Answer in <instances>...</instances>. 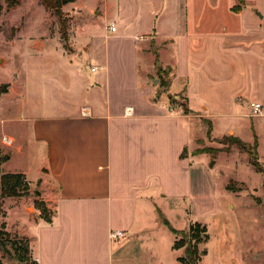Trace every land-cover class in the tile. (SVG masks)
<instances>
[{
	"label": "crops",
	"instance_id": "obj_1",
	"mask_svg": "<svg viewBox=\"0 0 264 264\" xmlns=\"http://www.w3.org/2000/svg\"><path fill=\"white\" fill-rule=\"evenodd\" d=\"M100 1L106 37L134 40L128 65L122 58L117 64L133 78L115 87L110 71L91 74L107 69L106 49L99 65L89 62L90 73L70 69L75 91L64 109L8 119L19 123L22 143L45 153L51 184L41 199L51 221L32 217L21 234L37 264H184L185 249L174 247L176 234L163 218L179 231L192 222L175 228L161 205L197 190L194 167L210 154L195 152L197 119L211 128L209 118L233 113L237 102L263 104L264 11L252 0ZM158 67L168 72L167 86ZM10 137L19 139L17 132ZM168 154L177 174L168 169ZM116 231L123 235L114 237ZM169 232L174 238L166 243Z\"/></svg>",
	"mask_w": 264,
	"mask_h": 264
},
{
	"label": "rangeland",
	"instance_id": "obj_2",
	"mask_svg": "<svg viewBox=\"0 0 264 264\" xmlns=\"http://www.w3.org/2000/svg\"><path fill=\"white\" fill-rule=\"evenodd\" d=\"M97 1L62 0L56 9H47L41 0H21L9 9L3 1L0 86L8 84L9 87L0 96V174L23 172L30 180L26 196L3 197L0 192V229L9 233L0 240L3 264L17 263L11 240L26 237L21 234V229L29 219L38 218V215L43 218V208L46 214L53 212L41 200L43 193L51 189L43 171L45 153L31 144L22 143L25 139H21L19 123L8 119L19 117L21 112L32 114L30 109L44 115L64 109L75 91L70 69L79 66L90 73L89 62L99 65L106 49L109 52L107 69L91 74L100 77L110 71L115 87L133 78L128 68H118L117 64L122 58L121 64L128 65V53L134 40L106 37L107 28L99 16ZM105 1H100L102 6ZM251 3L264 11V0H252ZM162 81L166 84L168 72L163 74ZM261 102L264 105V99ZM169 103L179 106L181 99L169 100ZM252 110L241 101L232 105L230 111L233 113L209 118L211 128L207 119L196 120L194 132L198 136L196 148L199 154L204 148L219 152L199 157V164L194 167L197 190L191 198H167L162 202L161 207L175 228H185L195 221L207 227V241L195 239L189 233V227L183 234L176 235L180 244L185 243L184 249L192 245H197L199 253L208 249L209 254L202 256L200 264H264V116L246 115ZM229 129L235 133L228 132ZM16 132L19 139L11 145L3 143L4 135L13 137ZM254 134L257 135V150ZM234 136L247 143L248 151L237 145L225 150L227 138ZM249 150L253 155L250 156ZM256 153L263 172L250 160L255 159ZM214 157L216 164L212 167L210 161ZM168 169L177 174L170 154ZM172 238L174 236L169 232L165 242L169 243Z\"/></svg>",
	"mask_w": 264,
	"mask_h": 264
},
{
	"label": "trees",
	"instance_id": "obj_3",
	"mask_svg": "<svg viewBox=\"0 0 264 264\" xmlns=\"http://www.w3.org/2000/svg\"><path fill=\"white\" fill-rule=\"evenodd\" d=\"M3 1L6 2L7 8L11 9L16 7L21 0H0V15L3 11ZM42 4L47 8V9H56L59 6H61L62 0H41ZM234 10L239 11L240 8L238 7H233ZM158 61V58L156 59V62ZM167 72L166 70H162L161 67H158V74L162 75L163 73ZM163 85L167 86L166 84L163 83ZM8 84H3L0 86V96L2 93H5L8 91ZM170 102H175L176 98L173 96H169ZM228 145H226L225 150H229L230 146L232 145H237L240 146L242 149H245L248 151V145L246 142H244L242 139L239 137H228L227 138ZM254 144L257 150V137L255 136ZM196 153H199L198 150L195 151ZM201 153H213L216 154L219 152L218 149H211V148H204ZM251 155L253 153L249 150L248 152ZM255 159H250L252 164L255 166L257 170L260 172H263L262 167L259 165L257 153L254 154ZM211 165L214 164V161L210 162ZM29 181L26 178V175L24 173H5V174H0V192L1 195L7 196V197H23L28 195L29 193ZM230 190H232L230 188ZM44 205V203H42ZM42 217L46 221H51V213L46 214L45 209L43 208L42 210ZM164 222L170 227L171 231L174 232L176 235L177 234H183L186 231H179L174 229L172 226H170L169 222L164 219ZM2 227L5 228V223L2 224ZM189 233L195 238L199 239L201 241H207L208 240V234H207V227L204 225H201L200 222H195L190 225L189 227ZM9 236V233L6 231H3L0 229V240L3 241L2 236ZM199 237V238H198ZM12 243V248L14 249L15 256L17 259V263L15 264H29L31 261V253H30V241L26 237L13 239L11 240ZM185 243L180 244L178 240L175 241L174 247L175 248H181L184 247ZM206 254V249L202 250L201 253L198 251L197 245H192L187 248H185L184 255L180 258V260L184 264H197L199 260L202 258L203 255ZM0 264H3V262L0 260ZM30 264H37L35 260L31 261Z\"/></svg>",
	"mask_w": 264,
	"mask_h": 264
},
{
	"label": "built area",
	"instance_id": "obj_4",
	"mask_svg": "<svg viewBox=\"0 0 264 264\" xmlns=\"http://www.w3.org/2000/svg\"><path fill=\"white\" fill-rule=\"evenodd\" d=\"M108 30H110L111 32H115L116 31V25L115 24H109ZM91 70L96 71L97 67H92ZM252 106H253V112L251 114L252 116L264 115V112H262L263 106L260 103H253ZM127 113H130V110H128ZM2 141L6 145H11L13 143V139L7 135L3 136ZM112 235L114 237H120L123 235V232L122 231H116Z\"/></svg>",
	"mask_w": 264,
	"mask_h": 264
},
{
	"label": "water",
	"instance_id": "obj_5",
	"mask_svg": "<svg viewBox=\"0 0 264 264\" xmlns=\"http://www.w3.org/2000/svg\"><path fill=\"white\" fill-rule=\"evenodd\" d=\"M260 16H262L261 14H259Z\"/></svg>",
	"mask_w": 264,
	"mask_h": 264
}]
</instances>
